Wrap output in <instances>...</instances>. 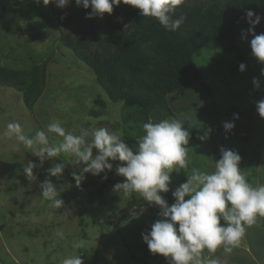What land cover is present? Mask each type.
<instances>
[{
	"label": "rangeland",
	"instance_id": "rangeland-1",
	"mask_svg": "<svg viewBox=\"0 0 264 264\" xmlns=\"http://www.w3.org/2000/svg\"><path fill=\"white\" fill-rule=\"evenodd\" d=\"M78 7V0H0V65L47 69L33 109L22 93L0 86V264H160L157 254L165 264H187V254L176 259L190 234L215 264L205 235L218 218L223 226L248 214L264 233V45L243 37L239 53H197L214 97L195 83L175 94L174 115L150 132L128 125L132 140L157 153L155 170L169 179L173 197L168 209L151 160L125 137L122 103L107 100L72 49ZM258 101L261 115L253 121ZM178 119L190 121L197 140L182 160ZM162 134L167 140L157 148ZM229 135L236 146H226ZM243 148L247 158L239 156ZM224 195L226 209L203 207L191 221L170 216ZM253 225L246 237L263 240Z\"/></svg>",
	"mask_w": 264,
	"mask_h": 264
},
{
	"label": "trees",
	"instance_id": "trees-1",
	"mask_svg": "<svg viewBox=\"0 0 264 264\" xmlns=\"http://www.w3.org/2000/svg\"><path fill=\"white\" fill-rule=\"evenodd\" d=\"M192 1L78 0L79 23L72 45L76 56L92 70L107 100L122 103L125 137L151 160L150 172L166 194L168 209L173 197L168 189L169 179L155 170L157 153L147 151L142 140H132L128 125L132 124L140 135L150 132L155 123L174 115L169 102L175 94L195 83H202L209 96L214 97L212 83L195 62L197 53L211 49L239 53L238 39L243 37L264 45V0ZM58 6L57 12L61 14L63 3ZM46 85L45 66L20 71L0 65V86L22 93L23 102L30 109L39 101ZM96 101L106 105L103 100ZM91 114L99 115L95 110ZM178 124L177 150L182 160L185 150L196 145L197 140L188 119H178ZM228 139L232 143L226 146L237 145L231 135ZM166 140L165 134L160 135L157 148ZM52 150L55 152L54 147ZM247 155L246 148L241 149L239 156ZM218 198L219 202L195 203L192 208L172 212L170 216L184 214L191 221L190 215L203 207L228 208V196ZM88 199L91 202V196ZM242 201L239 202L243 204ZM249 210L257 216L255 208ZM132 255L137 256L133 252ZM157 256L162 258L161 254Z\"/></svg>",
	"mask_w": 264,
	"mask_h": 264
},
{
	"label": "crops",
	"instance_id": "crops-1",
	"mask_svg": "<svg viewBox=\"0 0 264 264\" xmlns=\"http://www.w3.org/2000/svg\"><path fill=\"white\" fill-rule=\"evenodd\" d=\"M259 104L260 103L258 101V105L256 106L258 107L257 111L253 114L255 119L253 121L258 119L257 116H259L261 112ZM218 221L219 222L216 223L221 225L222 221ZM250 224L253 225V221L251 220L250 216L246 214V218H237L235 223L234 221L230 222L228 219L223 226L221 225L219 227L218 225V228H216V225H212L211 227H213V230L209 232L208 235H205L207 239H209L210 242L214 244L212 247H210L211 251L209 258L212 259L210 261L215 264H264V239L256 240L255 237H253V239H248L246 237V233ZM256 227L254 228L257 231L262 232L261 236H264L263 231ZM206 229L209 228L206 227ZM193 237L195 236L190 234L189 239L185 243L183 249L177 250L179 257L176 260H178L181 256H185L184 254H187L190 256L187 264H211L207 261V259H205L207 256L205 250L207 249L203 250L200 248V245L199 247H196L197 245L195 244ZM244 239H247V243H245ZM203 241L207 242L206 239ZM252 242H254L253 246L251 245ZM164 259L165 256L162 255L160 261L163 263L160 264H165L166 261H164Z\"/></svg>",
	"mask_w": 264,
	"mask_h": 264
}]
</instances>
